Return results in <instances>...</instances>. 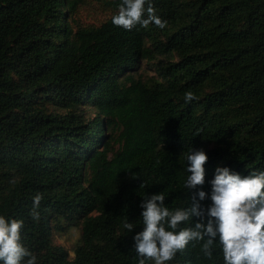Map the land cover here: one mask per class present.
Instances as JSON below:
<instances>
[{
    "label": "trees",
    "instance_id": "16d2710c",
    "mask_svg": "<svg viewBox=\"0 0 264 264\" xmlns=\"http://www.w3.org/2000/svg\"><path fill=\"white\" fill-rule=\"evenodd\" d=\"M149 4L165 28L83 27L80 0H0V216L23 222L36 264H139L140 205L190 206L191 149L208 193L217 167L264 171V0ZM72 226L73 256L54 241ZM202 243L167 264H224L218 238L211 258Z\"/></svg>",
    "mask_w": 264,
    "mask_h": 264
},
{
    "label": "clouds",
    "instance_id": "9594fccd",
    "mask_svg": "<svg viewBox=\"0 0 264 264\" xmlns=\"http://www.w3.org/2000/svg\"><path fill=\"white\" fill-rule=\"evenodd\" d=\"M145 3L146 0H122L112 23L126 30L150 23L165 28L166 22L155 14L151 4L145 10ZM194 99L191 92L185 93L186 102ZM187 161L190 175L184 186L190 194V206L169 209L162 193L153 194L140 205L143 230L133 238L139 264L146 260L167 264L193 241L203 242L202 251L211 258L217 238L224 264H264V171L241 175L227 167H217L208 193L203 190L208 156L202 149H191ZM41 199L39 194L34 197V208L39 207ZM206 200L211 203H202ZM33 218L39 219V213L34 212ZM188 222H192L190 226H182ZM22 227V221L0 216L2 264H36V257L21 242ZM123 227L131 232L134 225L126 221Z\"/></svg>",
    "mask_w": 264,
    "mask_h": 264
},
{
    "label": "rangeland",
    "instance_id": "374dc122",
    "mask_svg": "<svg viewBox=\"0 0 264 264\" xmlns=\"http://www.w3.org/2000/svg\"><path fill=\"white\" fill-rule=\"evenodd\" d=\"M110 1L111 0H80V7L75 16L77 23L83 27L101 25L118 12V10L110 4ZM83 110H85L84 112L89 118H100L106 113V111L100 112L94 109H88L86 106L83 107ZM58 192L66 193L68 189H60ZM81 234V227L72 226L65 233L55 234L54 241L56 244L68 250L70 255L73 256V250L79 242Z\"/></svg>",
    "mask_w": 264,
    "mask_h": 264
}]
</instances>
